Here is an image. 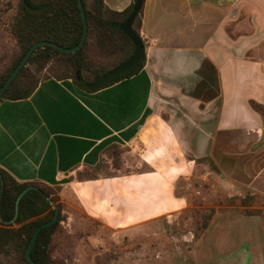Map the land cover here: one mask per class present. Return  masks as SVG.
I'll list each match as a JSON object with an SVG mask.
<instances>
[{
	"label": "crops",
	"instance_id": "obj_1",
	"mask_svg": "<svg viewBox=\"0 0 264 264\" xmlns=\"http://www.w3.org/2000/svg\"><path fill=\"white\" fill-rule=\"evenodd\" d=\"M132 1L104 0L115 11ZM140 36L145 64L130 79L92 93L48 79L27 99L0 101V168L59 186L63 207L66 192L99 191L102 209L91 213L119 231L178 210L167 178L195 159L264 196V0H144ZM113 144L138 150L150 169L111 175L105 188L102 172L75 179Z\"/></svg>",
	"mask_w": 264,
	"mask_h": 264
},
{
	"label": "rangeland",
	"instance_id": "obj_2",
	"mask_svg": "<svg viewBox=\"0 0 264 264\" xmlns=\"http://www.w3.org/2000/svg\"><path fill=\"white\" fill-rule=\"evenodd\" d=\"M18 4L19 0H0V75L18 55L10 34ZM128 152L121 155L119 171L113 169L112 161L103 163L100 188L106 187L111 175L150 169L138 157V150ZM214 166L204 157L186 169H171V176L184 171L167 178L174 196L183 199L179 209L120 231L91 213L102 209L104 196L99 191L92 194L83 187L79 195L66 192L61 197V214L67 208L70 214L52 236L51 259L54 264H237L235 256L243 249L249 254L243 264H264V196L226 180L213 171ZM48 199L53 208L56 203ZM1 257L2 264H20L13 249Z\"/></svg>",
	"mask_w": 264,
	"mask_h": 264
},
{
	"label": "trees",
	"instance_id": "obj_3",
	"mask_svg": "<svg viewBox=\"0 0 264 264\" xmlns=\"http://www.w3.org/2000/svg\"><path fill=\"white\" fill-rule=\"evenodd\" d=\"M133 2L134 0L124 10L115 11L110 9L104 0H82L87 23V33L82 47L74 53H63L49 46L37 48L0 96V101L27 99L40 82L48 79L57 81L68 79L80 90L92 93L89 88L91 84L126 61L133 53V43L119 29L130 13ZM141 13L142 6L132 29L145 47V42L140 36ZM82 32L83 21L77 0H26V4L24 0H19L10 26V34L17 46L18 55L0 75V87L31 45L47 41L64 48H73L79 43ZM144 64L145 53L133 68L112 79L101 89L137 75ZM127 150L116 144L110 145L103 151L106 158H101L93 168H84L77 172L75 179L77 181L96 179L98 173L103 170L105 161H112L113 169L120 170L121 155ZM213 171L219 173L215 166ZM0 175L3 180L1 217L4 221H9L13 217L15 200L21 191L28 187L37 188L29 189L21 197L18 204L17 227L0 223L2 225L0 255L7 254L13 249L20 264H29L24 252L31 236L39 225L49 221L54 214L47 200L50 198L58 208L57 221L38 233L29 256L37 264H54L50 256L51 239L60 222L66 220V216L61 214L63 205L58 194L60 187H50L39 182L19 183L2 168Z\"/></svg>",
	"mask_w": 264,
	"mask_h": 264
},
{
	"label": "water",
	"instance_id": "obj_4",
	"mask_svg": "<svg viewBox=\"0 0 264 264\" xmlns=\"http://www.w3.org/2000/svg\"><path fill=\"white\" fill-rule=\"evenodd\" d=\"M144 0H134L133 2V6L132 9L130 11V13L128 14V16L126 17V19L123 21V23L120 25L119 29L131 40V42L133 43L134 46V50L132 55L123 63H121L120 65H118L117 67L113 68L112 70L108 71L107 73H105L103 76H101L97 81H95L93 84L90 85V90L92 92L98 91L100 90L105 84L109 83L112 79L122 75L123 73H125L126 71H128L129 69L133 68L144 56V46L140 40V38L138 37V35L134 32V30L132 29V24L142 6ZM24 3L26 4V0H24ZM77 4L81 13V17H82V21H83V32H82V36L81 39L79 41V43L73 47V48H64L61 47L59 45H56L54 43L51 42H47V41H39L34 43L33 45H31L29 47V49L26 51V53L24 54V56L22 57V59L20 60V62L16 65V67L13 69V71L11 72V74L8 76V78L5 80V82L3 83V85L0 87V96L3 94V92L6 90V88L9 86V84L12 82V80L15 78V76L17 75V73L20 71L21 68H23L28 60V58L30 57V55L39 47L41 46H49L52 47L60 52L63 53H74L76 51H78L82 45L83 42L85 40L86 37V33H87V23H86V19H85V14H84V9H83V4H82V0H77ZM37 189L34 187H28L24 190L21 191V193L17 196L16 200H15V206H14V214L13 217L11 218V220L9 221H4L1 217V211H2V195H3V180L2 177L0 175V223L3 225H16V219L18 216V204L19 201L21 199V197L29 190V189ZM48 202L51 203L49 201V199L47 198ZM53 210H54V214L53 217L39 225L33 232L31 239L26 247V250L24 252L25 255V259L29 264H37L35 263L29 256V252L37 238L38 233L46 228L51 226L52 224H54L57 221V217H58V208L56 205H53Z\"/></svg>",
	"mask_w": 264,
	"mask_h": 264
}]
</instances>
